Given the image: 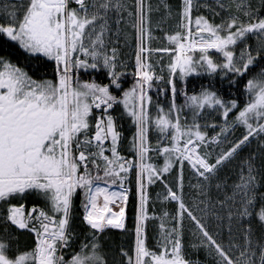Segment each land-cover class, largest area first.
I'll list each match as a JSON object with an SVG mask.
<instances>
[{
    "label": "snow or ice",
    "instance_id": "obj_1",
    "mask_svg": "<svg viewBox=\"0 0 264 264\" xmlns=\"http://www.w3.org/2000/svg\"><path fill=\"white\" fill-rule=\"evenodd\" d=\"M0 264H264V0H0Z\"/></svg>",
    "mask_w": 264,
    "mask_h": 264
},
{
    "label": "trees",
    "instance_id": "obj_2",
    "mask_svg": "<svg viewBox=\"0 0 264 264\" xmlns=\"http://www.w3.org/2000/svg\"><path fill=\"white\" fill-rule=\"evenodd\" d=\"M161 2V0H152L153 5L159 4ZM178 2V0H168V3L175 5ZM158 34V33H157ZM125 51L130 52V49H125ZM131 70V69H129ZM81 75H84L83 73H81ZM97 78L99 79V75L97 76ZM106 82V81H105ZM208 80L207 78L204 79H196V80H192L190 82V87L195 86L197 84L203 83V84H207ZM240 87H242V85H240ZM217 88L220 89V92L222 95L225 96V98H233V97H229L228 96V89L227 87H221V85L217 84ZM231 91L233 93H237V89L233 88L231 89ZM181 102V101H178ZM127 134V133H126ZM252 147H255V144L252 145ZM247 151V150H246ZM127 154V153H124ZM162 162V161H161ZM187 175V173H186ZM160 191L159 187L153 186V188L150 189V192H152L153 195H155L156 192ZM31 203V202H30ZM76 204L77 207L79 205V196L77 197L76 200ZM128 228L131 230L133 228V202L130 198V203H129V208H128ZM132 241V237L123 234L120 230H111L109 232L106 233V249L109 251L110 253V258L111 256H118V252H119V248L121 245L128 247L131 244ZM78 250V249H77ZM201 259H203V254H201Z\"/></svg>",
    "mask_w": 264,
    "mask_h": 264
},
{
    "label": "flooded vegetation",
    "instance_id": "obj_3",
    "mask_svg": "<svg viewBox=\"0 0 264 264\" xmlns=\"http://www.w3.org/2000/svg\"><path fill=\"white\" fill-rule=\"evenodd\" d=\"M85 78H87V76H85ZM30 202H32V198H29V201H28L29 205L31 204Z\"/></svg>",
    "mask_w": 264,
    "mask_h": 264
},
{
    "label": "rangeland",
    "instance_id": "obj_4",
    "mask_svg": "<svg viewBox=\"0 0 264 264\" xmlns=\"http://www.w3.org/2000/svg\"><path fill=\"white\" fill-rule=\"evenodd\" d=\"M239 133H237V135H238Z\"/></svg>",
    "mask_w": 264,
    "mask_h": 264
}]
</instances>
